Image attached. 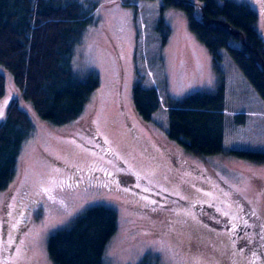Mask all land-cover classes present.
Returning a JSON list of instances; mask_svg holds the SVG:
<instances>
[{
  "label": "rangeland",
  "instance_id": "obj_1",
  "mask_svg": "<svg viewBox=\"0 0 264 264\" xmlns=\"http://www.w3.org/2000/svg\"><path fill=\"white\" fill-rule=\"evenodd\" d=\"M92 1L98 6L73 60L78 70L97 73L101 85L84 114L61 127L22 103L35 130L23 147L15 183L0 191V264H55L50 236L95 204L119 215L103 264H141L146 256L158 264H257L244 247L245 236L232 233L241 225L262 246L264 163L230 149L264 150V100L227 48L221 49L218 71L185 10L164 9L171 32L163 44L157 27L164 0ZM192 1L201 15L203 2ZM235 1L256 10L264 39V0ZM137 70L164 101L151 121L133 104ZM0 72L7 82L2 121L19 90L12 72L2 65ZM222 76L225 150L198 156L168 136L165 96L173 101L217 91ZM236 113H246V123H237ZM235 192L253 214L244 213Z\"/></svg>",
  "mask_w": 264,
  "mask_h": 264
},
{
  "label": "trees",
  "instance_id": "obj_2",
  "mask_svg": "<svg viewBox=\"0 0 264 264\" xmlns=\"http://www.w3.org/2000/svg\"><path fill=\"white\" fill-rule=\"evenodd\" d=\"M202 14L192 0H164L157 29L162 43L171 32L163 12L168 6L186 11L191 30L204 42L222 73L221 49L227 48L240 70L264 100V39L258 14L248 3L235 0H201ZM98 3L92 0H0V65L12 72L19 96L11 99L6 118L0 121V191L9 189L17 178L23 147L35 130L30 103L44 120L65 126L78 120L98 91L101 80L95 72H82L74 64L75 47L83 42ZM137 70L133 104L145 121L164 104L159 89L146 85ZM6 77L0 72V102L6 94ZM168 136L191 153L206 157L225 150L226 83L221 77L217 91H196L184 98L167 100ZM244 124L246 113H236ZM238 156L264 163V150L230 149ZM245 214H253L244 197L235 192ZM254 216V215H253ZM118 211L95 204L80 214L69 227L53 233L48 251L55 264H103L108 243L118 230ZM232 226V225H231ZM233 229L257 264L264 260L257 237L248 236L241 225ZM248 229V228H247ZM238 238V237H236ZM141 264H158L146 256Z\"/></svg>",
  "mask_w": 264,
  "mask_h": 264
}]
</instances>
